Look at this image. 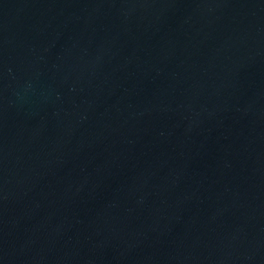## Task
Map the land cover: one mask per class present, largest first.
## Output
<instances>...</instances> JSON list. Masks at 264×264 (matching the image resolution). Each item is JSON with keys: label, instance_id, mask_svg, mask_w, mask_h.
I'll use <instances>...</instances> for the list:
<instances>
[{"label": "water", "instance_id": "obj_1", "mask_svg": "<svg viewBox=\"0 0 264 264\" xmlns=\"http://www.w3.org/2000/svg\"><path fill=\"white\" fill-rule=\"evenodd\" d=\"M0 264H264V0H0Z\"/></svg>", "mask_w": 264, "mask_h": 264}]
</instances>
